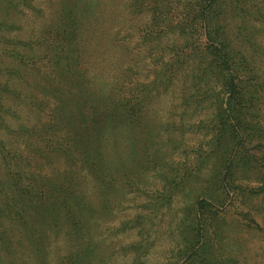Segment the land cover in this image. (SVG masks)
Masks as SVG:
<instances>
[{
  "label": "rangeland",
  "instance_id": "obj_1",
  "mask_svg": "<svg viewBox=\"0 0 264 264\" xmlns=\"http://www.w3.org/2000/svg\"><path fill=\"white\" fill-rule=\"evenodd\" d=\"M97 20L140 48L143 88L98 139L78 119L100 85L73 66ZM223 38L246 128L225 193L194 151L222 100L192 135L158 94L172 73L202 78ZM0 99L16 112L0 126V264H264V0H0Z\"/></svg>",
  "mask_w": 264,
  "mask_h": 264
},
{
  "label": "trees",
  "instance_id": "obj_2",
  "mask_svg": "<svg viewBox=\"0 0 264 264\" xmlns=\"http://www.w3.org/2000/svg\"><path fill=\"white\" fill-rule=\"evenodd\" d=\"M113 22L97 20L92 27V36L89 37L87 45L77 43L75 47L74 68L80 73L85 71V67L93 68L94 72L88 77L83 74L79 81L84 88L89 90H93L95 85H100L95 88L96 104L85 101L83 105L87 110L80 111L78 119V123H81V128L84 129L83 135L86 137L92 135L96 139L100 138L99 131L105 129L108 123L109 128H113L110 126L112 119L110 117L123 113L130 102H137L143 91L137 71L141 65V59L138 57L141 50L136 48L134 52L132 49L134 47H128V41L119 40L127 29L114 28ZM80 25L78 24V28H80L78 32L82 37L84 31ZM86 35L88 36V33ZM231 44L223 38L221 47L215 54H212L211 57L205 54L209 65L202 61L204 65L202 68L205 69L202 78L197 79L193 76V79L188 82L190 74L185 71L172 73L167 77L166 89L158 92V94H165L164 96L167 97L174 95V99H179L186 106V111L183 110L180 114L188 118L185 127L187 132L192 135L199 133L201 127L205 128V125H209L210 120L205 123L204 121L213 113L214 107L212 106L219 107V102L222 100L220 102L222 112L218 113L220 116L217 120V130L211 136L206 130L203 139L197 144L194 151H197L200 170L207 167L212 169V172L219 174L224 172L222 174L224 176L222 178L224 193L231 185L230 181L233 180V167L236 157H238V150L235 149V146L231 147L230 142L236 136H242L246 132L239 110V102L242 98L240 68L235 64L236 54L233 52ZM4 89L7 92L12 91L9 86ZM223 95L224 98H222ZM187 107H192V109ZM8 116H16L15 109L7 106L0 99V126H6V129L10 128V125L5 122ZM182 124L176 125L174 131L181 133L184 130ZM173 144L175 148H179L180 143ZM192 176L198 175L193 173ZM201 205L210 206L211 203L209 199L204 198Z\"/></svg>",
  "mask_w": 264,
  "mask_h": 264
}]
</instances>
